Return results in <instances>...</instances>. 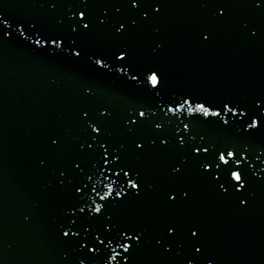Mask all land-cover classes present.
<instances>
[{
  "label": "water",
  "instance_id": "obj_1",
  "mask_svg": "<svg viewBox=\"0 0 264 264\" xmlns=\"http://www.w3.org/2000/svg\"><path fill=\"white\" fill-rule=\"evenodd\" d=\"M224 3L227 14L217 21L218 9L202 8L199 0H164L161 13L151 22L129 27L123 37L115 38L112 25L137 18L135 10L125 0H89V13L100 16L107 10L110 23L84 37L85 48L105 54L128 45L135 62L161 68L165 87L160 97L115 73L99 72L66 55L38 51L15 31L11 39H0V264H78L83 254L58 231L65 199L56 188L54 173L84 155L77 152L87 136L82 112L98 116V109L104 107L112 112L107 122L112 140L129 146L128 163L142 172L146 184L155 186L113 209L121 223L139 225L146 231L131 264H187L189 259L196 264L209 260L212 264H264V179L259 178L264 176V128L260 134L243 136L236 127L205 123L217 117L195 119L184 114L185 122L193 121L189 128L196 142L203 136L218 148L251 146L245 162L249 203L242 206L234 197L221 196L195 167L171 175V166L183 154L175 143L179 121L166 123L163 133L156 132L151 122L135 133L125 127L134 109L164 103L173 95L187 93L217 103L233 99L249 108L264 98V9H255L250 0ZM73 5L78 7L79 0H61L55 11L49 0H0V14L25 23L38 22L51 32H67V23L58 20L66 19ZM115 7L121 11L116 13ZM244 24L256 30L257 36L250 37ZM209 31V42L202 43L201 33ZM160 44L163 48L154 51ZM89 86L93 95H86ZM221 115L228 118L231 114ZM152 119L162 120L163 113ZM54 136L62 138V147L56 151L50 147ZM157 136L171 138L168 149H161L159 141L156 147L150 146ZM136 139L146 142L144 151L134 150ZM42 160L47 167H41ZM99 179L94 177L93 183ZM96 187L102 189V184L96 183ZM174 189H190V199L169 205L166 193ZM193 223L200 227L204 244L199 255L187 238ZM171 225L177 231L165 241L172 248L168 252L156 240Z\"/></svg>",
  "mask_w": 264,
  "mask_h": 264
},
{
  "label": "snow or ice",
  "instance_id": "obj_2",
  "mask_svg": "<svg viewBox=\"0 0 264 264\" xmlns=\"http://www.w3.org/2000/svg\"><path fill=\"white\" fill-rule=\"evenodd\" d=\"M49 3L55 11L61 0H49ZM125 3L135 10L137 18L113 24L112 35L115 38L123 37L129 27L136 29L141 26V22H151L153 16L161 13L164 7V0H125ZM199 3L205 9L216 7L217 21L227 14L228 5L224 0H199ZM250 3L255 9H264V0H250ZM88 5L89 0H79L78 7L73 5L68 8L66 19L58 20L62 25L67 23V32H51L38 22L25 23L0 14V39H11L15 31L23 41L30 42L38 51H47L57 56L66 55L74 62H85L99 72L115 73L150 95L160 97L165 87L161 68L135 62L132 49L128 45H120L105 54L89 52L85 48L82 39L95 31L103 30L110 23L107 10L100 16H93L89 13ZM115 11L119 13L121 7H115ZM243 27L247 29L250 37L257 36V31L249 28L247 24ZM26 32L30 34L26 35ZM201 35V42L207 43L212 33L209 31ZM162 48L163 45L160 44L154 51ZM93 94L89 86L86 95ZM254 103L256 107L249 108L233 99H224L217 103L187 93L173 95L164 103L137 107L129 114L125 127L130 133H135L136 129L151 122L156 132L163 133L166 123L179 121L176 124L175 143L178 149L183 150V154L180 162L171 166V175L179 176L185 170L195 167L221 196L234 197L240 205L247 206L249 198L245 189L249 187L250 177L245 162L249 160L251 146L229 144L218 148L215 144L207 143L203 136L196 142V137L191 135L192 130L189 128L193 121L187 119L185 122L184 114L187 112V118L195 119L217 117L218 120H206L205 123H222L228 128H238L243 136H253L260 134L264 128V110L257 111L264 109V98ZM158 112L163 113V119L153 120ZM222 112L231 115L225 118L221 115ZM98 113V116H92L87 110L82 112L87 136L77 146V152L84 155L72 159L66 167L55 170L56 188L65 199L57 227L61 238H66V243L75 246L83 254L78 264H131L135 250L144 243L146 231L139 225L121 223L113 209L140 198L146 189L154 190L155 186L146 184L142 172L128 163L126 154L129 146L112 140L107 131V122L112 117L110 109L100 108ZM232 117H239V120H233ZM181 124L183 127H180ZM157 141L159 147L165 150L171 144L170 137L157 136L150 141V146L156 147ZM133 145L134 150L142 152L146 142L136 139ZM50 147L53 151L61 149L62 138L52 137ZM261 154L264 155V149ZM40 165L47 167V161H40ZM94 177L101 178L96 183H101L102 189H98L96 183H93ZM259 178L264 179V176ZM117 180L120 181L119 184ZM103 189L107 190L105 194H101ZM166 196L167 203L175 205L179 200L190 199L191 190L174 189L166 193ZM98 200L103 203L97 202ZM176 231L175 225L166 226L165 232L156 240L157 246L171 252V246L165 241L174 236ZM187 231L194 254H202L204 244L200 238V227L193 223ZM187 264H196V261L189 259ZM208 264H212V261L209 260Z\"/></svg>",
  "mask_w": 264,
  "mask_h": 264
}]
</instances>
